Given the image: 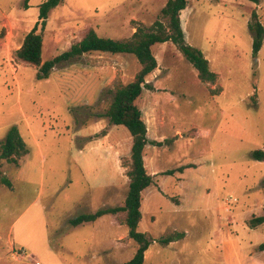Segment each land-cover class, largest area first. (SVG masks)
I'll use <instances>...</instances> for the list:
<instances>
[{"label": "rangeland", "instance_id": "1", "mask_svg": "<svg viewBox=\"0 0 264 264\" xmlns=\"http://www.w3.org/2000/svg\"><path fill=\"white\" fill-rule=\"evenodd\" d=\"M44 1L0 0V142L16 125L28 149L19 164L0 159L12 182L0 180V264H124L138 248L125 212L70 220L125 204L133 137L107 111L141 65L131 54L92 52L40 79L39 66L16 52ZM167 1L65 0L43 30V61L90 29L130 38L139 25L165 21ZM254 11L264 25V0H189L181 11L185 39L210 61L215 83L202 81L171 41L153 47L158 68L136 101L154 177L138 227L154 239L144 264H225V248L248 256L264 243V224L248 225L264 213V160L253 156L264 150V38L255 54ZM174 234L178 240L161 242Z\"/></svg>", "mask_w": 264, "mask_h": 264}, {"label": "trees", "instance_id": "2", "mask_svg": "<svg viewBox=\"0 0 264 264\" xmlns=\"http://www.w3.org/2000/svg\"><path fill=\"white\" fill-rule=\"evenodd\" d=\"M65 0H45L40 5L39 20L36 22L16 54L22 61L39 66L38 77L48 78L53 68L66 61L73 60L86 53L109 52L113 54L134 55L141 65V69L136 74L133 81L116 89L114 99L107 111L110 122L114 125L124 126L133 137L131 151V165L128 171L130 178L129 190L122 206L101 208L93 213H83L70 220L73 226L81 225L85 222H94L99 218L109 215L126 213L125 224L129 228V236L138 244L134 257L124 264H144L146 252L150 248L154 239L146 232L139 231V223L143 218L142 213V193L154 183V177L147 171L144 159V151L148 145V128L143 119L142 110L136 104L137 99L142 95L145 88L151 85L147 82V76L158 68V60L154 54L153 47L171 41L186 57V59L197 69L199 78L204 82L215 83L218 74L211 69L210 61L204 53L187 43L181 23V11L184 10L189 0H168L162 9V17L165 21L158 19L150 27L139 25L130 38L114 39L98 35L94 29H90L80 40L71 47L58 54L52 59L43 61L44 35L49 15L53 9L62 4ZM259 3L260 0H251ZM41 26V27H40ZM41 28V31L39 30ZM250 29L254 32L253 51L259 52L263 44L264 25L259 20L258 13H252V20L249 22ZM163 145V142H158ZM28 153L26 142L22 137L19 128L15 125L10 128L6 138L0 142V159L10 163L19 164V160ZM257 160H264V150L259 149L253 152ZM178 170H170L168 174H174ZM0 180L7 186H12V182L0 173ZM264 223V213L254 215L248 222L251 228ZM181 234L170 235L161 239L162 243H172L178 240ZM264 250V243L259 246Z\"/></svg>", "mask_w": 264, "mask_h": 264}, {"label": "crops", "instance_id": "3", "mask_svg": "<svg viewBox=\"0 0 264 264\" xmlns=\"http://www.w3.org/2000/svg\"><path fill=\"white\" fill-rule=\"evenodd\" d=\"M259 227L260 225L253 229H257ZM258 246L259 244H252V249L248 256L244 255L242 252H239V250L231 252V247H229L228 250L225 248L224 254L229 256L225 264H264V250L256 249ZM232 254H235L233 258L230 257Z\"/></svg>", "mask_w": 264, "mask_h": 264}, {"label": "bare ground", "instance_id": "4", "mask_svg": "<svg viewBox=\"0 0 264 264\" xmlns=\"http://www.w3.org/2000/svg\"><path fill=\"white\" fill-rule=\"evenodd\" d=\"M146 197V196H145Z\"/></svg>", "mask_w": 264, "mask_h": 264}]
</instances>
